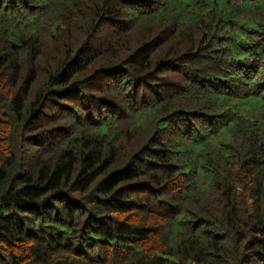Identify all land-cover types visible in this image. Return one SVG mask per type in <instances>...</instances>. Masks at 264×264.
Returning a JSON list of instances; mask_svg holds the SVG:
<instances>
[{"label": "trees", "instance_id": "1", "mask_svg": "<svg viewBox=\"0 0 264 264\" xmlns=\"http://www.w3.org/2000/svg\"><path fill=\"white\" fill-rule=\"evenodd\" d=\"M0 264H264V0H0Z\"/></svg>", "mask_w": 264, "mask_h": 264}]
</instances>
